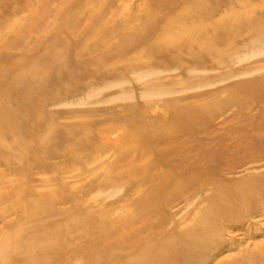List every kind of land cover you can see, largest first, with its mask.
<instances>
[{
  "label": "rangeland",
  "instance_id": "1",
  "mask_svg": "<svg viewBox=\"0 0 264 264\" xmlns=\"http://www.w3.org/2000/svg\"><path fill=\"white\" fill-rule=\"evenodd\" d=\"M0 67V264H264V0H0Z\"/></svg>",
  "mask_w": 264,
  "mask_h": 264
},
{
  "label": "bare ground",
  "instance_id": "2",
  "mask_svg": "<svg viewBox=\"0 0 264 264\" xmlns=\"http://www.w3.org/2000/svg\"><path fill=\"white\" fill-rule=\"evenodd\" d=\"M45 1H51V0H45ZM52 1H54V0H52ZM47 12V11H46ZM43 14V13H42ZM46 14H51V12H47V13H45V14H43V15H46ZM96 16V14H93V17H95ZM128 38H126L125 39V41L127 40ZM66 61V60H65ZM0 69H1V67H0ZM210 157L211 156H209L208 155V157H204V156H199L198 157V159L197 160H195L194 159V164L195 163H197V162H199V160H200V162H202V164H203V167H204V169H207V170H210V168H212L213 167V165L215 164V162H214V160L211 158L210 159ZM252 186H254V187H256V189H257V191L259 192V191H261V192H264V182L263 183H261V184H256L255 185V183H253V185ZM147 200H149V199H146V201ZM152 200V199H151ZM145 201V202H146ZM155 206H150L148 209H152V208H154ZM145 208V207H144ZM228 209H231V208H228ZM131 216H129V218H130Z\"/></svg>",
  "mask_w": 264,
  "mask_h": 264
}]
</instances>
